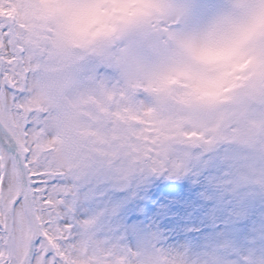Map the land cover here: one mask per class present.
Returning a JSON list of instances; mask_svg holds the SVG:
<instances>
[{"label":"rangeland","instance_id":"obj_1","mask_svg":"<svg viewBox=\"0 0 264 264\" xmlns=\"http://www.w3.org/2000/svg\"><path fill=\"white\" fill-rule=\"evenodd\" d=\"M244 2L142 0L83 37L78 0H0V24L42 53L30 82L50 113L46 155L86 216L66 264H264V37L237 70L182 47L246 23ZM210 79V95L185 90Z\"/></svg>","mask_w":264,"mask_h":264},{"label":"snow or ice","instance_id":"obj_2","mask_svg":"<svg viewBox=\"0 0 264 264\" xmlns=\"http://www.w3.org/2000/svg\"><path fill=\"white\" fill-rule=\"evenodd\" d=\"M228 9L248 13L244 0H231ZM140 14L142 9L127 17ZM259 37L264 0H254L246 23L224 34L214 27L209 39L183 41L182 47L194 64L237 70L251 62L250 45ZM40 56L11 24H0V264H66L86 219L79 209L72 211L67 179L46 155L50 113L38 104L30 82Z\"/></svg>","mask_w":264,"mask_h":264},{"label":"clouds","instance_id":"obj_3","mask_svg":"<svg viewBox=\"0 0 264 264\" xmlns=\"http://www.w3.org/2000/svg\"><path fill=\"white\" fill-rule=\"evenodd\" d=\"M144 7L142 0H78V7L69 14V26L78 36L88 37L104 33L118 19ZM123 42L116 49L123 47ZM217 74H213L215 77ZM185 89L197 96H207L217 91L212 80L191 81Z\"/></svg>","mask_w":264,"mask_h":264}]
</instances>
